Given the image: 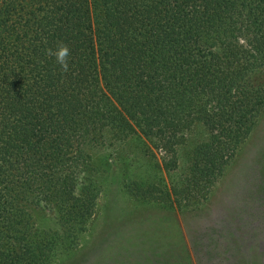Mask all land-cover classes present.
I'll return each mask as SVG.
<instances>
[{
	"label": "trees",
	"instance_id": "16d2710c",
	"mask_svg": "<svg viewBox=\"0 0 264 264\" xmlns=\"http://www.w3.org/2000/svg\"><path fill=\"white\" fill-rule=\"evenodd\" d=\"M58 42L67 73L47 55ZM262 73L264 0H0V264H52L78 244L103 159L177 168L200 129L179 189H137L198 199L264 107Z\"/></svg>",
	"mask_w": 264,
	"mask_h": 264
},
{
	"label": "rangeland",
	"instance_id": "374dc122",
	"mask_svg": "<svg viewBox=\"0 0 264 264\" xmlns=\"http://www.w3.org/2000/svg\"><path fill=\"white\" fill-rule=\"evenodd\" d=\"M199 131L176 148L177 168L126 161L122 152L103 159L94 212L78 244L52 264H264V107L221 177L198 199L138 194L161 180L182 186ZM33 216L39 227L58 228L53 213L37 210Z\"/></svg>",
	"mask_w": 264,
	"mask_h": 264
},
{
	"label": "clouds",
	"instance_id": "9594fccd",
	"mask_svg": "<svg viewBox=\"0 0 264 264\" xmlns=\"http://www.w3.org/2000/svg\"><path fill=\"white\" fill-rule=\"evenodd\" d=\"M70 54L68 45L63 42H58L55 49L47 50V55L55 58L56 63L60 66L61 71L64 73L69 71Z\"/></svg>",
	"mask_w": 264,
	"mask_h": 264
}]
</instances>
